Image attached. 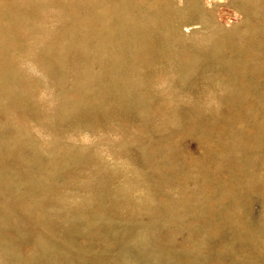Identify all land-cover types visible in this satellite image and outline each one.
Here are the masks:
<instances>
[{
	"label": "rangeland",
	"instance_id": "1",
	"mask_svg": "<svg viewBox=\"0 0 264 264\" xmlns=\"http://www.w3.org/2000/svg\"><path fill=\"white\" fill-rule=\"evenodd\" d=\"M0 264H264V0H0Z\"/></svg>",
	"mask_w": 264,
	"mask_h": 264
},
{
	"label": "bare ground",
	"instance_id": "2",
	"mask_svg": "<svg viewBox=\"0 0 264 264\" xmlns=\"http://www.w3.org/2000/svg\"><path fill=\"white\" fill-rule=\"evenodd\" d=\"M4 134H6V133H4Z\"/></svg>",
	"mask_w": 264,
	"mask_h": 264
}]
</instances>
